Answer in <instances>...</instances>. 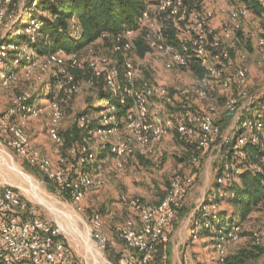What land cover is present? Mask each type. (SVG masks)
I'll list each match as a JSON object with an SVG mask.
<instances>
[{
	"label": "built area",
	"instance_id": "2783aa9c",
	"mask_svg": "<svg viewBox=\"0 0 264 264\" xmlns=\"http://www.w3.org/2000/svg\"><path fill=\"white\" fill-rule=\"evenodd\" d=\"M44 1L52 0H31L24 10L17 11L14 8L16 5L14 0H0V92L17 88L16 70L29 73L38 67L42 68V65V69H49L55 65L65 67L68 64L79 70L90 68L93 75L91 83L103 77L106 88L111 90L110 96L117 97L121 93L118 82L120 72L118 67L110 64L108 56H100L84 63L78 52L58 51L44 55V60L34 61L31 53L35 49L31 44L41 32L42 22L34 17L33 13ZM150 1L148 0V4ZM226 1L231 2V6L220 31L212 22L219 0L159 2V14H164V18L172 19L177 27L180 21H184L183 37H179L183 44L182 51L166 42L163 23L156 29L146 25L148 30L143 39L149 50L145 57H161L167 68L176 65L188 66L194 57L207 71L206 76L197 78L194 84L180 90L181 108L171 115L151 112L153 97L163 98L167 104H174V98L168 89L148 79L140 82L137 79V67L132 55L136 49L135 41L139 36H130L125 32L112 37L113 52L124 57L123 75L127 82L124 92L133 98L134 105L127 115L121 118L114 113L116 106L109 98H105L102 104L104 109L99 111L102 121L96 128L100 150L109 148L118 169L126 167L132 156L150 158L155 155L157 144L172 133L191 148L193 161H199L202 153H208L219 137L223 143L231 141V148L225 155L226 162L217 172L216 186H219V189L217 191L214 189V196L200 202L188 223L190 237L197 236L201 229L212 232L209 237L214 238L221 263L228 255L227 241L242 242L247 239L243 234L245 223L227 222L224 227H219L220 203L216 199V194L229 195L225 187L237 181L242 171L238 164L229 161L230 151H234L235 157H243L246 155L244 146L247 141L258 143L259 134L264 136V119L253 121L251 115L244 112L255 102L254 94L248 89V68L234 65V56L242 54L236 33L243 29L245 19L252 14L248 4L251 0ZM256 1L264 7V0ZM219 9L224 11L225 4ZM150 13L147 6L141 21L150 20ZM69 28L76 35L80 30L79 18H72ZM259 33L261 35L258 39V48L264 56V13ZM15 37L22 41H14ZM23 49L31 51L28 52L29 56H24ZM232 67L234 70L228 73V68ZM73 77L70 75L69 83ZM217 84L225 90L224 107L233 121L227 134H223L217 122L218 106L215 103H211L204 111L194 106L195 101L212 97ZM73 88L71 86L69 91L72 92ZM62 92L68 93V89ZM31 98L30 91L22 90L8 107L2 108L0 105V142L13 148L28 164L36 167L75 202L83 200L87 192L107 185L112 175L102 162H99V155L92 151L89 139L85 140L79 150L74 146L69 149L71 154L78 150L81 163L88 165L87 169L77 176L73 175L71 164L65 157L61 155L60 166L55 167L51 159L33 145L23 123L13 120L19 116L24 120L28 116L36 117L42 113L43 104L40 102L35 104V101L31 102ZM60 99L55 97L50 104L47 131L62 150L65 140L61 134L60 123L64 112ZM78 121L84 126L89 119L82 116ZM232 133L233 138L230 137ZM251 167L256 170L261 168L258 163H253ZM194 181L193 176L176 175L164 197L154 203L138 196L121 195V202L137 212L139 222L129 219L118 229V237L124 241L127 248L117 252L120 263L153 264L156 246L160 242H168L166 228L178 216ZM91 224L93 236L98 240L99 247L102 250L106 249L108 239L103 234L104 223L99 212L93 213ZM60 235L61 230L45 220L34 202L24 198L19 188L0 183V264H77L66 242L58 238ZM251 236L255 243L262 244V236L258 231L254 230ZM187 259L188 257L182 264H188Z\"/></svg>",
	"mask_w": 264,
	"mask_h": 264
},
{
	"label": "rangeland",
	"instance_id": "374dc122",
	"mask_svg": "<svg viewBox=\"0 0 264 264\" xmlns=\"http://www.w3.org/2000/svg\"><path fill=\"white\" fill-rule=\"evenodd\" d=\"M14 1L16 4L14 6L15 10L18 11L21 9L22 11L28 6L31 0ZM160 1L161 0H151L149 2L148 8L151 12L150 20L142 21L138 29L127 30L126 33L130 34V36H139L145 30V27L149 25L155 29L159 28L164 18V14H159L158 10ZM223 4H225L224 11L219 9ZM248 4L250 6V3ZM256 4H259L256 0L251 2L250 7L252 9V15L250 16L249 22L244 24L242 31L239 32L241 35L243 34V36L240 37L237 34V37L239 36L238 46L242 54L241 56H234L235 66H246L248 68V89L255 96V106H251L244 111L247 115L250 113H264V107H262V110H260L259 107V100L264 95V56H262L258 48V39L261 35L259 33V27L264 11L258 13L255 9ZM230 6L231 2L219 0L215 11V18L212 21L213 24L217 26L216 28L218 31L221 30L227 19ZM47 13L48 12L43 14L41 8L36 12L39 16H47ZM23 20H25V18ZM183 22L184 21H180L178 23L180 28L178 37H183ZM112 45V38L108 40L99 39L77 52L84 63L100 56H108L110 64L118 67L120 71L124 57L122 54L114 53ZM135 47L136 49L132 55V60L137 67L138 81L148 79L164 85L175 102H179L181 98L180 90L185 86L194 84L198 78L197 73L189 66L176 65L172 68H167L161 57L141 56L137 51L136 43ZM23 50L25 52L24 56H29L28 52L31 51L27 49ZM31 54H33L32 57L34 61L44 60L45 58V56L36 54V51H32ZM41 67L43 68V65ZM42 68L38 67L31 70L29 73L23 70H16L18 75L17 88L7 89L0 93H8L9 97L13 99L22 90L30 91L33 96L38 93V90L45 88L42 90V97L36 101L44 104L42 113L36 117L28 116L24 120L21 119V116L15 117L13 120L18 123H23L25 131L29 134L28 136H30L28 128L29 130L30 128L33 130L32 132L34 135L37 129L40 131L42 130L44 143L38 144H41L42 150L51 159L53 164L59 167L61 150L51 136L47 134V122L49 121L50 104L52 101L46 100V92L50 88H54L57 95L62 93V95L59 96L61 98L60 100H62L64 112V117L60 123V130L62 131L72 126L83 112H86L87 118L90 121L100 115V113L96 111V108L101 107L103 104V100L100 99L98 101V98L100 91L105 87V83L104 80L102 81L100 79L91 83L93 75L90 68L81 70L77 75L74 74V68L68 64L65 65V67L55 65L49 69ZM233 70V67L228 68V73ZM70 75L74 76L71 83H69ZM71 86L74 87L72 92L69 91ZM65 89H68V93L62 92L65 91ZM225 94V90H222L217 84L215 85V93L212 97L199 99L194 103L197 109L203 111L206 110L211 103H215L218 106L216 118L223 130V134L229 132V128L233 123L224 107ZM12 99L10 102H12ZM0 105L2 108H6L10 104L8 101V103H0ZM174 110L175 109L170 108V105H168L163 98H151L152 114L167 116L174 114L177 109ZM233 136V133L230 134L231 138H233ZM36 137L37 136H35V138ZM89 144L92 151L102 156L103 150H100V141L95 135L91 136ZM231 145L232 143L230 140L223 143L219 137L215 146H213L208 153H202L203 156H201L199 161H193L192 153L188 152L186 144L180 142L176 138L175 133H172L157 144L155 155L150 158L133 157L130 164L122 169H118L115 166L113 157L109 154L106 157H101L99 159L100 161H98L102 162L103 166L112 175V179L107 185L86 194L83 200L75 202L69 197H65L64 193L54 183L48 182L36 167L28 164L13 148L0 142V183L3 185H13L19 188L24 198L34 202L41 216L51 224L54 223L53 221L57 214V218L64 228L66 230L68 229V231L69 229L72 230L74 232L72 235L75 238L81 239V235L78 231L85 229L82 220L88 222L87 218L91 214L93 215L95 211L103 214L108 208H119L120 212L122 210L123 214L127 217H133L131 211L128 210L129 207L121 203L120 197L122 194L138 196L147 202H158L164 197L171 180L176 175L193 176L195 180L194 184L190 187L185 197L181 208L182 210L177 216L178 219L176 217L172 222H177L178 226H184L189 223L191 215L200 202L203 199L208 200L214 196L217 172L219 168L225 164V155L228 154ZM219 206L220 208H231L226 200L220 202ZM103 208H105L104 212ZM60 211H62L63 214H58ZM59 217H62V219ZM188 226L189 224L187 227ZM254 230L261 234L262 244L264 246V206L259 210L253 211L248 221L245 223V235H249ZM115 234L117 233L115 232ZM209 240L210 241H207V239L206 241H193L188 243V246L185 247L184 245H180L179 260H176L175 264H182L183 261L186 260V257H188V264H221L217 257L214 238L210 237ZM246 243L247 240H243L242 242L227 241L226 247L233 251ZM184 248L185 251H183ZM105 256L109 258L113 264L115 263L108 251L105 252ZM254 264H264V255Z\"/></svg>",
	"mask_w": 264,
	"mask_h": 264
},
{
	"label": "trees",
	"instance_id": "16d2710c",
	"mask_svg": "<svg viewBox=\"0 0 264 264\" xmlns=\"http://www.w3.org/2000/svg\"><path fill=\"white\" fill-rule=\"evenodd\" d=\"M147 6L148 0L44 1L38 9L41 8L43 14L46 12L48 13L47 16L37 15L36 12L38 10L33 13L34 17L39 18L42 22V30L36 36L35 41L31 45L34 47L36 54L42 56L58 51H64L66 53L80 51L82 48L91 45L99 39L108 40L109 38L125 33L127 30L138 29L142 22L141 16L147 9ZM263 8L259 4H256L255 6L258 13L264 11ZM74 17H77L80 20V30L76 35H74L69 28L71 19ZM162 23L166 42L172 44L175 49L182 51L183 44L178 37L180 28L175 26L172 19L165 18L164 20L163 18ZM147 30L148 27H145V30L135 41L137 51L141 56H144L149 50V46L143 39V35L147 32ZM14 41L20 42L22 39L15 37ZM188 66L197 73L198 78H202L207 74L206 69L194 57L191 58ZM80 72L81 70L74 69L75 75ZM119 72L118 82L121 88V93L117 97H111V90L109 88L106 89L105 86L104 89L100 91L98 101L100 99L104 100L105 98H109L111 103L116 106L114 113L121 118H124L129 109L133 107L134 100L124 92V86L127 82L123 75V61ZM99 79L103 81V77H100ZM60 95H62V93ZM60 95L56 94L54 88H50L46 92V100L53 101L55 97L59 98ZM41 97L42 90H38V93L32 96L31 102L38 101ZM168 105H170L171 109L175 110L181 108L180 102L177 103L175 100L173 105ZM253 106H255V102ZM259 107L260 110L264 107V95L259 100ZM102 109H104V106L97 107L96 111L99 112ZM259 114H263V116H254ZM249 115H251L250 117L253 121L256 119H264L263 112L258 114L250 113ZM82 116H87L86 112L81 113L78 118ZM101 121V116L98 115L94 120H89L84 124V126H81L77 119L72 126L61 131L65 140V145L61 150V155L67 159L69 164H71L74 176H77L88 167L87 164L85 165L84 163H81L80 153L78 150L85 143V140L90 139L92 135L96 136V128L101 124ZM259 137L260 141L258 143H254L250 140L247 141L244 146L246 155L243 157H235L236 154L234 151H230L229 161H233L238 164L242 168V171L239 173V179L237 181H234L231 186L225 187V190L229 193V195L227 194L221 196L216 194V199L219 203L226 200L228 205L231 207L230 209L220 208L218 212L219 227H224L227 222L244 224L248 221L249 216L253 211L259 210L264 206V136L259 134ZM176 138L178 139L177 135ZM73 146L77 147L78 150L76 153L71 154L69 149ZM187 150L191 153V148L188 146ZM109 154L110 150L107 147L103 149L102 156L99 155V158L106 157ZM133 157L144 158L142 156L135 155L130 158V161ZM253 163H258L261 167L260 170L252 169L251 165ZM45 179L53 184V182L48 178L45 177ZM215 184H217V181H215ZM214 189L217 191L219 186L215 185ZM64 196L68 197L65 193ZM181 210L182 209H180L179 214ZM172 222L170 224H172ZM202 232H205L207 236L212 235V232L204 229H201L198 234ZM251 234L252 232L249 235H246L247 243L239 247L234 252L228 254L222 264H254L264 255L263 244L255 243ZM58 238L63 240L62 236H59ZM106 251L109 252L108 245L106 247ZM169 254L170 249L168 242H160L156 246L154 252L152 261L153 264H171ZM111 257L115 263H118L119 256L117 254L114 256L111 255Z\"/></svg>",
	"mask_w": 264,
	"mask_h": 264
},
{
	"label": "crops",
	"instance_id": "0c3cea01",
	"mask_svg": "<svg viewBox=\"0 0 264 264\" xmlns=\"http://www.w3.org/2000/svg\"><path fill=\"white\" fill-rule=\"evenodd\" d=\"M251 2H253V0L248 2V3H250V6H251ZM263 10H264V8H263ZM250 16L245 19L244 24H247L249 22ZM240 31H242V30H240ZM240 31H238L236 34H238L241 37V36H243V34L241 35L239 33ZM5 94H7V95H5ZM11 99L12 98L9 97L8 93H0V103H8V101H9V104H10L11 103L10 102ZM34 103L36 104L37 102L35 101ZM37 104H39V103H37ZM43 106H44V104H43ZM32 131L33 130H31V128H30V130L28 128V133L30 132V136L29 137L30 138L32 137L31 138L32 143L34 144V146L36 148L41 150L43 152V154H45V152L41 148L42 147L41 144L44 143L42 130L40 131L39 129H37L36 132H35L36 133L35 135H34V133ZM35 136H37V137L35 138ZM38 139H40V140H38ZM37 141H40V142H37ZM45 142H46V140H45ZM38 143H41V144H38ZM55 167H57V166H55ZM93 191L94 190L89 191V192H87V194L90 193V192H93ZM224 209H230V208H224ZM128 210L131 211V214L135 218L127 217L125 214H123L122 210L120 212L119 208H108L106 210V212H104L105 208H103V212L104 213L101 214L102 218H103V223H104L103 234L104 235L106 234L105 236L108 239L109 252H110V254L112 256H114L116 254L118 255V253H117L118 250H122L123 251V250L127 249L124 241H122L118 237V233H117L118 229L129 219H133L136 222H139V218H138L137 212L133 208H128ZM58 214H63V212L60 211V213H58ZM91 216H92V214L87 218L88 222H86L85 220H82V223L84 224L85 229L82 230V231H78L79 234L81 235V239L80 238H75L72 235L74 233L72 230L69 229V231H68V229L66 230L64 228L62 223L58 220L57 214L55 215V219L53 221L54 222L53 225L56 228L61 230L62 235H60V236H62V238L66 242L67 246L73 252V254H74V256H75V258L77 260V264H113L109 260V258H107L105 256L106 249L102 250L99 247L98 240L95 239L94 236H93V233H92L93 228H92V224H91ZM59 218L62 219V217H59ZM177 219H178V217H177ZM187 225L178 226L177 222L176 223L174 222V223H172V224L167 226L166 232H167V235H168L169 249L171 251L170 254H169V259L171 261V264H175V261L179 260V255H180L179 246L180 245H184V247H185V246H188L187 245L188 243H191L193 241H201V240L206 241V239H207V241H210L209 240L210 237L207 236L205 232H202V233L198 234L195 237H190L189 229H188ZM115 232L117 234H115ZM72 236H73V238H72ZM183 251H185V248L183 249ZM234 251L235 250L232 251V250L227 249L228 254H230V253H232ZM114 264H122V263H120V260L118 258V263H114Z\"/></svg>",
	"mask_w": 264,
	"mask_h": 264
}]
</instances>
